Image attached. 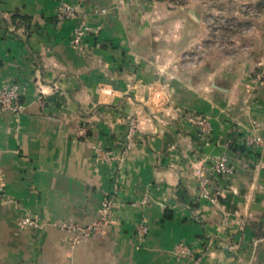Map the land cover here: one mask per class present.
Here are the masks:
<instances>
[{
	"label": "crops",
	"instance_id": "0c3cea01",
	"mask_svg": "<svg viewBox=\"0 0 264 264\" xmlns=\"http://www.w3.org/2000/svg\"><path fill=\"white\" fill-rule=\"evenodd\" d=\"M61 2L88 13L81 47L76 20L55 19ZM163 6L0 0V87L16 78L26 105L0 113V176L12 199L0 201V264H191L174 255L179 243L198 264H264V147L242 142L254 126L264 140V38L252 52H213L188 67L179 62L183 39L194 44L199 32ZM150 23L164 31L154 35ZM188 114L207 117L212 134L202 137ZM131 120L139 129L127 158L97 160L95 145L120 153ZM219 154L234 173L220 176L213 203L198 196L190 159ZM110 195L118 202L101 233L73 242L55 225L97 221ZM24 215L41 227H22Z\"/></svg>",
	"mask_w": 264,
	"mask_h": 264
},
{
	"label": "built area",
	"instance_id": "2783aa9c",
	"mask_svg": "<svg viewBox=\"0 0 264 264\" xmlns=\"http://www.w3.org/2000/svg\"><path fill=\"white\" fill-rule=\"evenodd\" d=\"M86 14L83 13L76 5L61 2L59 3L55 19L57 21H73L76 23L73 27V44L81 46L87 35L89 27L83 20ZM26 105L22 101V91L19 82L16 78H12L8 85L0 87V113H8L11 115H19L25 110ZM192 121L197 125L203 135L209 134L211 126L209 120L202 116L192 118ZM138 122L131 120L125 136L126 143L120 153H115L106 147L93 146L95 157L99 161H117L122 162L127 158L136 138L138 137ZM83 132L80 133L82 135ZM242 142L249 148L264 147V140L258 133L257 126L247 133ZM234 173V167L226 154L217 157L206 158V165L196 167V175L198 177V196L213 203L218 201L221 194V188L216 182V177L231 176ZM0 201L12 202V199L7 197L4 185L0 176ZM118 202L114 195L107 196L101 203L99 210V218L97 221L90 224L78 223H59L55 224L62 230L69 231L73 234V242L81 239L89 238L93 235L101 233L110 222L111 207ZM20 224L22 227L40 228L42 221L38 217L24 215ZM148 226L141 223L136 228L137 236L142 239L148 233ZM229 248V246H227ZM173 253L177 257L189 256L192 260L191 264H198V258L193 254L191 246L187 244H176L173 247Z\"/></svg>",
	"mask_w": 264,
	"mask_h": 264
},
{
	"label": "rangeland",
	"instance_id": "374dc122",
	"mask_svg": "<svg viewBox=\"0 0 264 264\" xmlns=\"http://www.w3.org/2000/svg\"><path fill=\"white\" fill-rule=\"evenodd\" d=\"M144 2L153 6L159 0H133ZM163 10H167L169 16L176 18L183 16L186 18V32L192 33L193 29L199 32L196 42H192V36H185V43L182 49L179 62L188 67L201 64L210 53H228V52H246L255 50V39L264 38L260 28L264 27V0H162ZM83 11V10H81ZM102 13L105 10H101ZM85 18L88 16L86 11ZM160 9L155 8L152 17H156ZM151 15V14H150ZM85 18L83 19L85 21ZM87 24V23H86ZM153 34L163 32L162 26L150 23ZM88 25V24H87ZM89 27V25H88ZM150 27H148L150 29ZM91 32V28L89 27ZM174 28L168 31L171 44H175V38H172ZM89 35V34H88ZM87 35V36H88ZM192 35V34H191ZM87 38V37H86ZM85 38V40H86ZM83 41V43L85 42ZM82 43V45H83ZM81 45V46H82ZM76 46V45H75ZM76 46V47H81ZM176 46L170 45L169 49ZM257 79L264 81V73H258ZM164 87H162L163 89ZM158 91L154 88L152 91L153 99H157ZM200 115L188 114L185 119L192 123L198 133L206 138L212 134V127L209 134L203 135L192 118ZM203 117V116H202ZM207 118V117H204ZM208 119V118H207ZM209 120V119H208ZM210 123V122H209ZM139 124V123H138ZM211 126V124H210ZM222 155V154H219ZM219 155L213 156L217 157ZM194 155H192V159ZM206 165L205 161H193L190 159V169L198 182L196 167ZM222 177V176H221ZM220 177H216V182ZM218 183V182H217Z\"/></svg>",
	"mask_w": 264,
	"mask_h": 264
},
{
	"label": "water",
	"instance_id": "95a60500",
	"mask_svg": "<svg viewBox=\"0 0 264 264\" xmlns=\"http://www.w3.org/2000/svg\"><path fill=\"white\" fill-rule=\"evenodd\" d=\"M223 251L224 253H228V247H225Z\"/></svg>",
	"mask_w": 264,
	"mask_h": 264
},
{
	"label": "trees",
	"instance_id": "16d2710c",
	"mask_svg": "<svg viewBox=\"0 0 264 264\" xmlns=\"http://www.w3.org/2000/svg\"><path fill=\"white\" fill-rule=\"evenodd\" d=\"M17 17H18V18H21V16H19V15H15V16H14V18H17Z\"/></svg>",
	"mask_w": 264,
	"mask_h": 264
}]
</instances>
